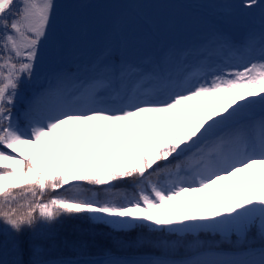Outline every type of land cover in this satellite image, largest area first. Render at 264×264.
<instances>
[{"label": "snow or ice", "instance_id": "6c2138e0", "mask_svg": "<svg viewBox=\"0 0 264 264\" xmlns=\"http://www.w3.org/2000/svg\"><path fill=\"white\" fill-rule=\"evenodd\" d=\"M222 2V17L258 15V30L237 41L213 27L192 62L189 51L141 63L101 53L72 90L74 66L25 97L21 85L38 79L54 0H0V264H92L48 258L57 247L50 225L61 215L130 236L152 250L146 264H264V3ZM161 173L170 183L152 181ZM126 180L138 181L139 192L125 203L45 199L66 185ZM224 181L227 194L217 187ZM208 252L260 259L200 258Z\"/></svg>", "mask_w": 264, "mask_h": 264}, {"label": "rangeland", "instance_id": "374dc122", "mask_svg": "<svg viewBox=\"0 0 264 264\" xmlns=\"http://www.w3.org/2000/svg\"><path fill=\"white\" fill-rule=\"evenodd\" d=\"M264 3V0H260ZM224 4L222 0H54L51 13V25L47 38L38 49V58L35 64L38 79L36 84L24 83L21 91L25 97L29 96L34 87L43 83L44 78L65 67H75L78 71L68 76L71 83L78 77H86L90 73L89 65L96 61L101 53H110L120 57L125 63H141L146 56H161L170 51L193 52L189 62L196 59L195 49L199 42L208 37L213 27L219 26L228 31L235 40L243 38L249 28L258 30L259 16L252 20L231 19L221 16ZM232 64L243 66L246 61H232ZM175 70V64L170 65ZM21 103L19 107L21 108ZM0 150H5L0 147ZM6 151V150H5ZM172 177L165 174L152 177L157 185H167ZM138 181L125 182L121 194L114 191V187L80 184L83 198L98 201L125 203L127 200L138 197ZM145 190L150 191L147 185ZM224 194L225 190L219 188ZM211 194V190L209 195ZM115 196V197H114ZM96 226L114 232L108 225L90 221L86 215H77ZM115 227L114 225H110ZM122 236H126L120 234ZM204 239H209L205 236ZM258 243V242H257ZM116 250H105L100 254H85L81 256H95L104 254H136L152 255V250L139 251L124 244ZM49 255V259L60 256V247ZM116 247V244L114 245ZM227 248V245H224ZM71 253L70 249L66 253ZM252 253L208 252L200 257L211 262L237 261ZM11 255L9 259H11ZM27 259V257H25Z\"/></svg>", "mask_w": 264, "mask_h": 264}, {"label": "trees", "instance_id": "16d2710c", "mask_svg": "<svg viewBox=\"0 0 264 264\" xmlns=\"http://www.w3.org/2000/svg\"><path fill=\"white\" fill-rule=\"evenodd\" d=\"M23 107V106H22ZM21 107V108H22ZM163 163V162H161ZM161 173L160 175H162ZM159 176V175H158ZM157 177V176H153ZM135 180H126L123 182H116L111 186L114 187L113 192L121 194L123 192V184L125 182H134ZM94 186V185H88ZM103 189L105 186H97ZM60 195L66 198H82L83 193L81 191H74L72 185H66L62 189L49 190L45 199L51 198V196ZM115 197V196H114ZM50 231L55 234L56 241L58 244H62L60 247V256H69L72 258L57 257L54 259H65V260H77L83 258L85 254H100L105 250L115 251L118 245L124 244L128 248L136 249L139 251H149L150 249L138 248L131 244L130 236H122L120 234H112L106 228L101 226L93 225L86 219H82L77 215H61L55 222L50 225ZM116 244V247L114 246ZM71 251L68 255V251ZM99 256V255H95Z\"/></svg>", "mask_w": 264, "mask_h": 264}, {"label": "bare ground", "instance_id": "6f19581e", "mask_svg": "<svg viewBox=\"0 0 264 264\" xmlns=\"http://www.w3.org/2000/svg\"><path fill=\"white\" fill-rule=\"evenodd\" d=\"M228 184H229L228 181H224V182H221V185H218L217 187H218V188H222L223 190H225V191L227 192V185H228ZM209 192H210V190H209ZM259 259H260L259 256L255 255V254H251V255H249V256H247V257H244V258H242V259H240V260H252V261H258Z\"/></svg>", "mask_w": 264, "mask_h": 264}]
</instances>
